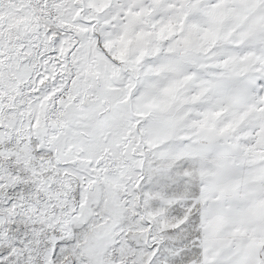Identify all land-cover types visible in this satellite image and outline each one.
I'll use <instances>...</instances> for the list:
<instances>
[{"label": "snow or ice", "instance_id": "6c2138e0", "mask_svg": "<svg viewBox=\"0 0 264 264\" xmlns=\"http://www.w3.org/2000/svg\"><path fill=\"white\" fill-rule=\"evenodd\" d=\"M0 264H264V0H0Z\"/></svg>", "mask_w": 264, "mask_h": 264}]
</instances>
